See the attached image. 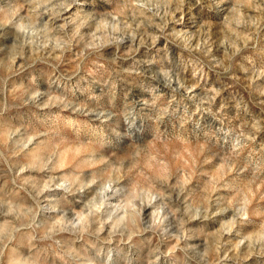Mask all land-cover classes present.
<instances>
[{
  "label": "clouds",
  "instance_id": "clouds-1",
  "mask_svg": "<svg viewBox=\"0 0 264 264\" xmlns=\"http://www.w3.org/2000/svg\"><path fill=\"white\" fill-rule=\"evenodd\" d=\"M186 2L209 12L223 11L222 0H195V4L191 0H103L111 10L66 15L82 0H0V41H11L0 45V51L10 52V64L17 59L24 62L18 70L33 68L40 61L56 77H49L47 87H42L33 75L30 83L14 89L21 105L37 114L39 127L23 119L12 123L5 112L14 105L0 107V125H8L0 139V165L7 166L8 172L15 170L13 191H0V264H142L143 258L134 250H146V264H246L253 257L255 264H264V224L248 234L238 230L252 223L255 210H250V199H229L211 181L191 187L194 173L188 170V161L180 166L174 145L192 137L197 142L203 139L225 173L235 169L237 175L264 167V152L239 160L249 138L243 130L226 127L225 117L212 111L211 90L197 102L193 88L182 79L181 64L170 58L167 46L159 59L137 60L135 46L129 53L120 52L128 39L133 44L138 37L167 39L168 24L184 22L183 15L175 19V12L182 11ZM261 5L264 0H234L226 19L248 26L254 21L245 18L242 9L256 6L264 15ZM149 28L158 29V35L149 33ZM84 29L91 39L82 34ZM113 46L115 54L105 58L104 49ZM73 48H79L73 75L80 76L81 66L93 58L104 60L108 67L99 65L76 83L64 73L56 75L61 58ZM198 50L200 55L206 53L199 45L187 46L190 56ZM129 59L128 67L118 64ZM197 61L203 64L199 56ZM101 69L107 79L100 75ZM117 81L122 82L119 95ZM66 84L71 88L87 84L88 103L77 105ZM97 87L100 92L93 95ZM179 88L184 94L177 100ZM163 89L171 91V99L165 100ZM183 101L196 103V112L209 113L221 126L215 132L205 131L207 126L193 121L195 113L190 114L187 106L182 114L173 107ZM53 109H72L90 118L88 133H82L83 140L78 134L76 140L86 143V150L71 160L65 155V138L53 127L60 119ZM177 120L179 129L174 125L169 129ZM188 123L194 125L191 136L184 127ZM219 134L225 141L223 155L213 152ZM20 154L23 163H10ZM29 170L40 173V178H23L21 174ZM225 187L242 192L239 185ZM210 221L219 227L205 232ZM225 235L230 239L225 240Z\"/></svg>",
  "mask_w": 264,
  "mask_h": 264
},
{
  "label": "rangeland",
  "instance_id": "rangeland-1",
  "mask_svg": "<svg viewBox=\"0 0 264 264\" xmlns=\"http://www.w3.org/2000/svg\"><path fill=\"white\" fill-rule=\"evenodd\" d=\"M233 2L234 0H222L219 3V8L223 11L214 8L212 12H209L207 8L201 10L199 6L190 7L186 2L182 11L175 12V19L178 20L183 15L184 22L180 24L175 23V21L170 22L165 30L168 33L167 39L160 36L156 40H152L150 37L141 40L138 37L135 44L131 39H128L125 45H121L120 52L121 54L129 53L135 46L137 48L135 53L137 60L148 57L159 59L158 54H162L165 46H167L170 58L181 64L182 79L187 86L193 88V95L197 97V102L206 90H211V95L214 97L211 105L212 111L221 113L225 117L226 127L231 126L243 130L246 138H249L247 146L242 150L239 157L242 162L250 153L258 155L264 152V15L260 14L258 7L250 6L242 9V14L245 18L251 17L254 23H250L248 26H237L229 23L226 18ZM191 3L195 4V0H191ZM111 8L112 6L104 4L103 0H96V3H93V0H82V5L74 6L66 15L77 11L87 12L93 9L103 11L105 9L111 10ZM158 31V29L155 32L152 28L148 29L152 35H158ZM179 33H184V35H179ZM82 34L87 39H91L87 29L82 30ZM3 43L10 44L11 41H0V45ZM197 45L206 49V53L200 55L198 50L196 55L190 56L187 46L196 48ZM115 52L114 46L105 48V58H110ZM78 53L79 48H73L71 53H65L64 57L61 58L62 62L59 69L56 70V75L64 73L71 83H76L80 76H86L87 72H95L97 66L108 67L104 60L93 58L86 65L81 66L80 76H75L73 73L77 71ZM198 56L203 64L197 61ZM9 60L10 52L7 50L0 51V107H3L4 103L14 105L10 111L5 112V117L10 118L12 123L23 119L39 127L37 114L21 105L19 99L16 98L14 89L20 84L27 85L30 83L33 75L37 76V81L42 87H47L49 77L52 79L56 77L52 75L50 66L43 62L37 61L33 68L18 70L24 62L17 59L14 64H10ZM209 62H211V66H209ZM131 63V59L118 61V64L124 67H128ZM158 66V64L153 65V68ZM197 68L201 70L197 71ZM225 68L228 69L227 72L224 71ZM100 75L107 79V74L104 73L103 69L100 70ZM121 83V81H117V95L120 94L119 86ZM173 86L179 87L175 82ZM84 88H87V84L81 88H71L66 84V90L75 98L77 105L89 101V94L84 91ZM216 90H219L218 95ZM99 92L100 88L97 87L92 94L96 95ZM135 94L141 95L139 91ZM163 94L165 100L171 99L169 89H163ZM181 94H184L183 88H179L177 100H180ZM238 103L239 107L237 106ZM185 106H187L190 114L195 113L192 116L193 121H199L203 126H207L205 131L215 132V129L221 126L219 120L214 119L209 113L205 112L201 115L196 112V103L192 101L173 104V107H177L181 114ZM53 112L60 117L53 127L65 138L66 143L63 146L65 155L67 159L71 160L78 151L86 150V143H76V140L78 134L83 140L82 133H88L90 118L80 115L72 109L63 111L53 109ZM49 123L51 124V122ZM96 123L98 121L94 122L93 126ZM173 125L176 129L180 127L178 120L169 124V129ZM7 126V124L0 125V139L3 138ZM193 126L192 123L184 126L190 136ZM213 143L216 145L213 152L220 151L223 155L226 150L223 148L225 143L223 134H219ZM174 148L180 155V166L184 167V161H188V170L194 173L191 187L195 188L198 184L202 187L206 182L211 181L217 185V191L229 199L232 197L243 199L245 196L250 199V210L255 211L254 215L250 217L252 223L238 226V230L242 234L257 231L259 226L264 224V167L255 172L245 171L239 175L233 169L232 172L226 174L219 158L209 153L208 146L204 144L203 139L197 142L194 137L186 143L177 142ZM128 151L131 152L132 149L129 148ZM193 158L195 160L194 168L191 167ZM13 162L23 163L24 154L13 156L10 163ZM245 167L247 166L245 165ZM201 173H206V175H201ZM14 175L15 170L8 172L7 166L0 165V191L4 193L13 191L15 185L11 182V177ZM21 176L29 180H38L40 173L29 170L23 172ZM226 184L239 185L242 192L237 193L233 188L225 187ZM20 195L23 196L24 193L21 192ZM208 224L209 227L204 228L205 232L214 231L219 227V223L215 221H210ZM224 239L227 240L230 237L225 235ZM134 254L138 258H143L142 264H146V250H134ZM224 254L221 251L220 255ZM225 264H232V262H225ZM246 264H255V257L248 260Z\"/></svg>",
  "mask_w": 264,
  "mask_h": 264
}]
</instances>
